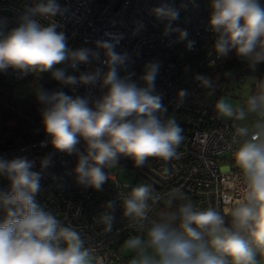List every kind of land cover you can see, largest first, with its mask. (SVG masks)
<instances>
[{
  "label": "clouds",
  "instance_id": "9594fccd",
  "mask_svg": "<svg viewBox=\"0 0 264 264\" xmlns=\"http://www.w3.org/2000/svg\"><path fill=\"white\" fill-rule=\"evenodd\" d=\"M210 9L208 27L215 34L216 58L234 54L253 70L264 63V4L210 0ZM67 13L59 0H36L6 34L2 29L7 21L0 18V72L11 68L21 76L48 73L73 93L80 87L87 90L85 95H69L38 86L34 96L41 105L40 122L47 137L41 146L50 143L56 152L75 155L76 183L96 191L110 180L106 169L119 166L121 158H131L136 167L153 157L166 162L178 159L184 130L156 92L161 61L145 63L137 76L130 70L129 54L117 51L123 33L105 32L100 39L86 40L91 47L70 46L68 34L58 30L62 25L45 26L40 19ZM149 15L164 24L163 35L178 33L177 42L194 50L196 41L189 39L187 30L173 26L180 17L174 3L162 0ZM143 29V21H136L133 35ZM252 79L254 90L243 105L233 106L225 97L215 103L217 116L231 119L239 138L234 159L245 187L229 211L231 226L216 208L198 209L179 189L162 196L151 185H136L123 197V216L150 226L143 236L124 241L134 254L131 264H259L258 256H264V78ZM194 81L200 89L215 90L209 75L196 74ZM96 89L102 92L99 98L93 96ZM189 95L187 89L179 90L175 108L183 107ZM51 164V154L39 162L42 171ZM35 165L26 156H0V177L8 181L6 189L0 188V264H107L106 257L85 246L81 231L38 202L42 171H33ZM161 201L159 218L150 220L153 205ZM105 206L112 209L114 202ZM99 222L106 233L111 232L114 216L106 212Z\"/></svg>",
  "mask_w": 264,
  "mask_h": 264
},
{
  "label": "built area",
  "instance_id": "2783aa9c",
  "mask_svg": "<svg viewBox=\"0 0 264 264\" xmlns=\"http://www.w3.org/2000/svg\"><path fill=\"white\" fill-rule=\"evenodd\" d=\"M36 0H0V18L6 19L2 31L6 34L17 26L18 18L26 7ZM68 8L63 17L41 19L45 26L49 22L62 25L69 36L70 46L91 47L85 41H95L105 32L123 33L118 52H127L130 56V70L142 74L143 65L153 60L162 63L160 75L156 81V92L163 95V103L169 114H175L177 122L184 130V140L179 148L178 159L163 161L149 158L147 165L136 167L131 158H121L119 166L106 169L110 173L109 182L102 191L83 188L76 183L73 169L77 163L75 155L56 152L50 143L41 146L47 137L42 127L34 129L40 135L28 143L14 145L0 151V156L12 159L26 156L36 162L33 171H42L39 162L45 155H52V164L42 171V190L37 200L43 207L51 210L58 219L69 223L82 232L85 246L95 249L100 256L107 258V264H131L133 253L126 257L124 241L133 235L143 236L149 222L134 223L123 216V197L130 193L135 182L128 183L118 177L123 168L136 171L145 178L156 194L167 196L173 189L181 190L198 209L216 208L221 214H229L236 199L241 198L244 190L242 173L235 163L234 152L239 146V138L234 136V122L219 118L215 110L206 102L210 89H200L194 81L196 74H205L215 80H222V69L216 70V58L212 50L215 34L208 27L211 12L210 0H170L180 8V17L174 27L187 30L189 39L196 41L194 50L185 48L184 42H177L178 33L163 35L164 24L149 15V9L158 6L162 0H59ZM264 4V0H260ZM185 5V7H181ZM136 21H143L144 29L133 35ZM76 33L73 37V33ZM241 70L244 64L230 54L227 60ZM188 69L185 71V69ZM85 70V66H81ZM217 71V72H216ZM37 81L52 82L48 73L21 76L11 68L0 72V91L12 98L16 95L17 85L23 83L34 87ZM57 82V81H55ZM59 86H62L57 82ZM63 87V86H62ZM71 95H85L86 89L80 87L76 93L64 87ZM187 89L190 93L185 105L175 108L177 92ZM102 92L93 90V96L99 98ZM83 149V144L79 146ZM225 169V171H221ZM167 170V172L165 171ZM8 181L0 177V188L6 189ZM231 197V199H230ZM113 201L114 207L107 208V202ZM151 204V201H149ZM179 203V202H177ZM164 204L153 205L149 213L150 220L159 218V209ZM114 216L111 232H105L99 217L104 213ZM2 216V213H0Z\"/></svg>",
  "mask_w": 264,
  "mask_h": 264
},
{
  "label": "trees",
  "instance_id": "16d2710c",
  "mask_svg": "<svg viewBox=\"0 0 264 264\" xmlns=\"http://www.w3.org/2000/svg\"><path fill=\"white\" fill-rule=\"evenodd\" d=\"M233 65V60L225 59L217 63L216 70L225 71ZM262 69H264V65H262ZM38 86L49 91L62 89L71 95L66 88L59 86L55 81H37L34 88L37 90ZM40 107L41 105L37 103L34 95H28L25 98H12L0 91V151L14 145L28 143L40 137L34 133L35 128L42 127ZM162 210L159 209L158 216ZM222 215H225L226 222L231 226L230 215Z\"/></svg>",
  "mask_w": 264,
  "mask_h": 264
},
{
  "label": "rangeland",
  "instance_id": "374dc122",
  "mask_svg": "<svg viewBox=\"0 0 264 264\" xmlns=\"http://www.w3.org/2000/svg\"><path fill=\"white\" fill-rule=\"evenodd\" d=\"M221 62V61H220ZM244 66L247 64L243 63ZM240 69L236 65L227 68V70L222 71V80L217 82L214 78V74L211 73V78L214 83V91L210 89L206 97L207 104L215 110V103L220 97H225L227 102L233 106H241L244 103L245 98L248 96L250 88L254 83L253 77L248 75L240 74ZM231 72V77L227 78L224 73ZM36 89L34 87H27L23 83L17 85L16 95L18 98H25L28 95H34ZM228 120V118H223ZM118 177L125 182L132 183L135 185H140L145 183V178L134 170L129 168H123L119 171ZM164 209V208H162ZM123 250L127 257L128 250L123 245ZM259 264H264V257H258ZM118 264V263H117Z\"/></svg>",
  "mask_w": 264,
  "mask_h": 264
},
{
  "label": "water",
  "instance_id": "95a60500",
  "mask_svg": "<svg viewBox=\"0 0 264 264\" xmlns=\"http://www.w3.org/2000/svg\"><path fill=\"white\" fill-rule=\"evenodd\" d=\"M262 65H264V63L256 65L254 70L250 69L248 66H245L241 69L240 74L259 78L262 75Z\"/></svg>",
  "mask_w": 264,
  "mask_h": 264
},
{
  "label": "crops",
  "instance_id": "0c3cea01",
  "mask_svg": "<svg viewBox=\"0 0 264 264\" xmlns=\"http://www.w3.org/2000/svg\"><path fill=\"white\" fill-rule=\"evenodd\" d=\"M254 78V77H253ZM260 78H264V69H262V75L259 77V78H256V79H260ZM254 90V83L252 84L251 88H250V91H249V94ZM248 94V95H249ZM246 99V98H245ZM245 101V100H244ZM117 264V263H115ZM118 264H121V263H118Z\"/></svg>",
  "mask_w": 264,
  "mask_h": 264
}]
</instances>
